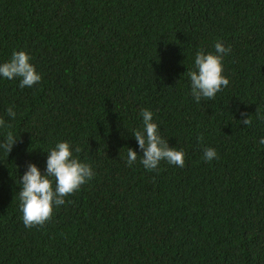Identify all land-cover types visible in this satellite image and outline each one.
<instances>
[{"label":"trees","instance_id":"trees-1","mask_svg":"<svg viewBox=\"0 0 264 264\" xmlns=\"http://www.w3.org/2000/svg\"><path fill=\"white\" fill-rule=\"evenodd\" d=\"M218 41L229 85L197 103L187 72ZM18 51L42 79L0 76V143L17 138L0 149V264H264V0H0V64ZM145 108L183 167L140 163ZM63 141L93 178L28 228L20 180Z\"/></svg>","mask_w":264,"mask_h":264},{"label":"clouds","instance_id":"clouds-1","mask_svg":"<svg viewBox=\"0 0 264 264\" xmlns=\"http://www.w3.org/2000/svg\"><path fill=\"white\" fill-rule=\"evenodd\" d=\"M231 51L222 42L215 44V53L200 50L195 55V69L189 70L187 76L191 81V93L197 103L201 98L213 100L218 92L229 85V79L223 75V57ZM30 56L24 51L14 52L9 62L0 64V76L6 79L21 78V88L38 84L42 77L35 66L30 63ZM9 117L15 119L16 112L12 107L7 110ZM241 122L245 125L252 123L247 113ZM143 118L142 129H137L133 135L139 148L143 151L140 163L149 171L156 170L161 161L183 167L185 153L170 147L168 141L159 135L158 125L153 121V112L145 108L140 112ZM0 127L11 128L0 118ZM17 138L12 131L7 132L6 140L0 143V149L9 155ZM264 145V138L259 141ZM79 152V148L76 149ZM48 153L46 172L42 173L38 166L30 163L22 176L19 192L20 211L26 227L44 226L53 215V206L65 203V197L78 191L82 185L93 178L91 165L82 163L73 156L71 145L67 141L58 142ZM138 153L132 148L127 150V164L132 166L137 161ZM214 148L206 147L204 159H218Z\"/></svg>","mask_w":264,"mask_h":264}]
</instances>
